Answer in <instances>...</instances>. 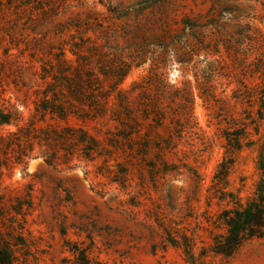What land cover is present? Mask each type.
I'll list each match as a JSON object with an SVG mask.
<instances>
[{
    "label": "rangeland",
    "instance_id": "1",
    "mask_svg": "<svg viewBox=\"0 0 264 264\" xmlns=\"http://www.w3.org/2000/svg\"><path fill=\"white\" fill-rule=\"evenodd\" d=\"M0 107L19 263L264 264L216 243L260 177L264 0H0Z\"/></svg>",
    "mask_w": 264,
    "mask_h": 264
},
{
    "label": "trees",
    "instance_id": "2",
    "mask_svg": "<svg viewBox=\"0 0 264 264\" xmlns=\"http://www.w3.org/2000/svg\"><path fill=\"white\" fill-rule=\"evenodd\" d=\"M68 84V85H67ZM70 82L66 80V85L70 92L76 97L82 98L78 93L70 87ZM81 87V86H80ZM49 89L44 90V99L40 106L44 111L50 110L60 117H65L69 112L66 102L56 97L55 91L52 92L53 98H49ZM79 99V100H80ZM12 121V114L0 107V125L9 124ZM260 177L256 184L254 194L247 198L243 203L236 201L235 206L224 209L218 216V221L226 229L224 234L216 237V243L219 246V252L226 256L232 255L235 250L246 240L252 238L264 237V154L259 158ZM187 255H191L192 245L190 240L185 237L183 243ZM77 264H92L90 258L85 251ZM0 264H25L19 263V259L13 249L11 243L7 240L0 241ZM100 264V263H98Z\"/></svg>",
    "mask_w": 264,
    "mask_h": 264
}]
</instances>
